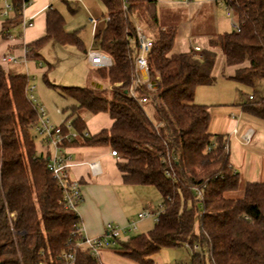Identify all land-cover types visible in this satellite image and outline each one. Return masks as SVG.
<instances>
[{"label": "trees", "instance_id": "1", "mask_svg": "<svg viewBox=\"0 0 264 264\" xmlns=\"http://www.w3.org/2000/svg\"><path fill=\"white\" fill-rule=\"evenodd\" d=\"M11 2L15 10L4 21L5 37L21 19L22 0ZM100 2L108 21L97 31L95 48L113 65L93 74L109 88H53L78 105L69 118L78 138L64 146L110 149L124 185L152 187L161 196L153 230L116 239L118 254L152 264L163 248L188 247L190 264H264V183H248L241 199L227 198L241 180L231 164L230 140L209 132V108L195 102L199 88L217 82L219 47L225 67L236 68L230 80L253 91L255 100H247L243 112L264 125V90H256L264 86V0H227L239 30L212 37L207 49L179 54H171L178 30L160 25L157 0ZM134 17L154 40L148 56L152 89L138 88L146 106L130 97L139 52ZM53 40L86 51L77 32L65 31L64 17L49 11L46 36L28 45L29 57L40 60L39 52ZM28 86L25 75L0 70V264H103L101 254L94 258L82 243L80 217L62 203L63 191L48 169L49 151L36 152L31 126L39 119ZM79 111L105 113L113 125L86 134ZM70 251L74 263L63 259Z\"/></svg>", "mask_w": 264, "mask_h": 264}, {"label": "crops", "instance_id": "2", "mask_svg": "<svg viewBox=\"0 0 264 264\" xmlns=\"http://www.w3.org/2000/svg\"><path fill=\"white\" fill-rule=\"evenodd\" d=\"M157 9L160 25L162 23L161 14L159 13L160 11L162 12L163 9H167V11L169 10V14H171V12L176 16H186V14H188V17H191L189 14L193 13H191L192 10L202 11L201 15L204 19H202V25L199 27L202 28L204 35L195 36L194 38L193 30L191 28V30H189L190 34L188 38L190 41L189 43H191L190 48L187 47L184 42L183 47L180 50L181 52L179 53H184L191 49L196 51L207 49L209 48L210 39L216 35H220L218 33V17L220 16L219 7L212 0L211 3L207 0H157ZM76 10L84 14L85 17L84 23H82L77 29L78 32L75 31L85 47V44L87 45V38L86 36L84 37L85 32H89L90 28H92L91 35L93 36V44L95 42L97 31L105 28V26H103V19L97 17L99 14L98 0H31L22 10L20 15L21 19L18 25L13 26L8 30L7 37L3 35L5 19L0 18V70H3L9 75H25L29 81L27 89L31 87L34 88L33 95L35 97L36 76L38 74H45L46 71L52 68L51 64H49V62L47 63L44 54L45 52L50 53L51 48L57 51L59 48L57 46L60 45L54 40L50 41L39 52L41 56L40 60H32L29 57L28 45L46 36L47 14L49 11L59 12L65 19V31L71 33L67 30L69 25L65 18V14L68 13L67 11L75 12ZM30 19L32 20L33 26L24 29L23 22L29 21ZM91 19H102V21L98 27H95L91 23ZM161 26L163 28H169L166 24ZM170 27H173V25ZM203 37H205V39ZM193 38L194 41H192ZM70 47L72 48V46ZM84 54L86 55L87 51H85ZM3 57H13L16 59V62L2 63ZM45 62L48 64V67L45 66ZM91 71L93 72L94 69L91 68ZM232 76L233 75H225L222 80H224V82H229V84H234L235 82L230 80V77ZM92 80L95 81L93 82V85L97 88L104 87V83L96 77ZM224 84L231 87V85H227V83ZM214 86L207 87L209 91H205L209 97H204V95H202V90L204 88L206 89V87L199 88L195 95V102L197 104L209 108L211 116L209 132L212 135H223L229 138L231 164L236 172H238V169H242L239 167L237 161L238 152H240L241 155H244L243 157L246 161L249 160L251 170L247 175V179H250L247 184L251 182L264 183V141H259L256 131L253 130V127L262 128L264 130V125L262 121L246 115L242 110L243 104H245L248 97L252 94H243V96L240 97V92L237 90L233 95L227 94L231 96L229 99V96L224 94L221 89L218 91V89H214L216 88ZM231 88L233 89V87ZM227 103H233V108L227 107ZM234 106L238 108L234 109ZM84 113L86 112L79 111L78 115L84 119ZM106 115L107 114L105 113H101L94 116L106 117ZM106 118H109V122L106 125L107 128L103 130H108L113 125V121L110 117L108 116ZM84 120L88 130L87 121L86 119ZM235 129L239 132L238 136L233 134ZM103 130H100L98 133ZM248 130H253V136L251 141L248 144H245L241 140V136ZM88 131L86 134H89ZM98 133L92 134V136L97 135ZM66 150L71 157L70 178L72 181L78 182L81 187L82 201L77 206L76 213L82 221V233L84 237L91 240L102 238L106 233L107 227H105V225L108 222L120 228L123 232H132L130 231V226L133 222L126 219L123 214V208L125 207L124 204L127 199L126 196L121 195L122 191H120L121 186L124 184L123 175L118 171L116 166L118 158L113 157L111 155L112 151L108 148L76 147L67 148ZM110 161L114 162L115 165H113V167L112 164H110ZM92 163H98V175H94L91 172L89 164ZM258 167L261 168V171H259ZM103 215L108 217V221L103 222L101 220ZM141 222L142 221H139L138 223ZM137 229L138 225L136 223V230ZM128 238L123 239L126 240Z\"/></svg>", "mask_w": 264, "mask_h": 264}, {"label": "rangeland", "instance_id": "3", "mask_svg": "<svg viewBox=\"0 0 264 264\" xmlns=\"http://www.w3.org/2000/svg\"><path fill=\"white\" fill-rule=\"evenodd\" d=\"M98 1H99V14L97 17L103 19L104 21L103 26L106 27L108 20V13L104 5L100 2V0ZM207 1L211 3V0H207ZM67 12L68 13L65 14V18L69 25L67 27V30L73 33L77 31V29L79 28V26L82 25V23H84L85 17L84 14L80 13L77 10L75 12L73 11H67ZM168 12L169 10L167 11V9H163L162 12L160 11L159 14H161L160 15L161 23H162L161 25L166 24L169 26V28L171 25H173V27L176 26V28H178L177 41L171 53V54H178L179 52H181L180 50L183 47L184 42L186 43L187 47L190 48L191 43H189L190 41L188 38L190 34L189 30H191V28L193 30L194 38L195 36L204 35V33L202 32V28H200L203 21L202 19H204V17L201 15L202 11L199 10L198 11L192 10L191 13L192 12L193 13L189 14L191 17H188V14H186V16H180V15L176 16L173 15L172 12L171 14H169ZM219 13L220 16L218 17L219 20L218 33L220 35H225L234 32L235 29L233 28L232 20L228 17L226 9L219 7ZM133 21L135 25H139L146 32V34L149 35V32L145 28L144 24H142L135 17L133 18ZM91 31L92 28H90L89 32H85L84 35V37L86 36L87 38L86 40L87 45L85 44L86 51H89L92 47L93 36L91 35ZM194 38L192 39V41H194ZM203 38L205 39V37ZM57 47H59L57 51L51 48L50 53L45 52L44 54L47 63L49 62L52 68L46 71L45 74H38L36 76L35 79L36 102L34 104L35 106L39 105L44 109L46 113V120L49 121L50 125L54 127H62L71 124L69 118L71 117L73 107H77L78 105L74 99L65 97L61 92L60 88L59 89L53 88V86L79 87L86 89H92L97 87L93 85V82L95 81L92 79L95 76L91 71L92 67L89 65V62L87 60V55H85L84 52L80 51L75 47L71 48L70 46H65L66 47L65 48L64 46L61 45ZM216 52L218 53V58L213 74L217 78V83L214 86L216 87L214 89H218V91H220L221 89V91L226 95L227 94L233 95L237 90H239L240 97L243 96V94L245 95V94L253 93L251 89L241 87L236 83L229 84V82H224V80H222V78H224L225 75L226 76L234 75L236 68L228 67V66L225 67V58L221 48L219 47L216 48ZM47 63L45 62L44 64L45 66L48 67ZM45 76L47 79H45ZM224 83H227V85H231L233 89L229 86H226ZM103 86L105 89L109 88L107 84H103ZM256 90L260 91L259 93H261L264 90L263 84L256 87ZM205 91H209L207 87L206 89L204 88L202 90V95H204V97L208 96L207 92ZM230 98L231 96H229V99ZM232 105L233 103L228 104L227 107L233 108ZM237 108L238 107H235L234 109ZM147 112L149 116L155 121L152 109L147 108ZM83 117L87 121L88 130H89L87 131L91 135L96 134L100 130L107 128L106 125L109 122L108 120L109 118H106L108 117L107 115L106 117L104 116L97 117L90 113H84ZM253 130L256 131L257 138L259 139V141H264V130L262 128L260 129L257 127H253ZM31 134L35 137L37 154L39 156L41 155L45 156L47 152L50 150V148L48 146L43 145L41 138L38 135H36L35 130H31ZM243 156L244 155H241L240 152H238L237 161L239 163V167L242 168V169H238V173L240 174V177L242 179L241 185L238 191L226 195L227 198L241 199L245 195L246 185L247 182H249L250 180L247 179L248 178L247 175L251 170V165H249V160L246 161ZM114 162L110 161L112 167L113 165H115ZM259 171H261V168H259ZM120 191H122L121 195L126 196L127 199L126 203L124 204L125 207L123 208V214L125 215V218L130 220L131 222H136L138 225L137 230H134L130 233L122 234L121 236L122 241H125L124 240L125 238L144 235L149 233L151 230H153L156 224V219L154 217L147 218L143 220L141 223H138L139 222L138 215L149 211H153L155 214H158L159 211H161L162 199L158 191L152 187H136V186L134 187V186H125V185L121 186ZM104 216L105 215H103L101 220L103 222L108 221V217L106 216L104 217ZM109 224L112 223L109 222L106 223L105 227H107ZM99 253L101 254V260H103L104 264H139L129 259L128 257L118 254V245L105 246L100 250ZM190 253H191V248L188 247H181V248L166 247L163 248L159 253L154 255L151 258V260L153 261L152 264H190Z\"/></svg>", "mask_w": 264, "mask_h": 264}, {"label": "built area", "instance_id": "4", "mask_svg": "<svg viewBox=\"0 0 264 264\" xmlns=\"http://www.w3.org/2000/svg\"><path fill=\"white\" fill-rule=\"evenodd\" d=\"M31 0H22L21 11L30 3ZM217 4L218 7L225 8L228 14V17L232 20L233 28L235 31L239 30V26L235 20L233 12L227 6V0H212ZM15 10V6L12 4L11 0H0V18L7 19L10 17ZM102 19H91L93 26L98 27ZM108 21V20H107ZM33 23L30 19L29 21L23 22V28L32 27ZM137 40L139 46L138 56L136 57V73L133 87L130 91V97L134 100H138L141 105L146 106L148 101L146 98L139 96L138 88L145 86L147 90L152 89V84L148 82L149 80V65H148V56L151 53L154 40L146 34V32L139 26L136 25ZM87 60L89 65L93 69L98 68H111L113 63L112 60L102 54L99 50L95 48V42L92 44V47L87 51ZM16 59L13 57H3L2 63H15ZM147 77V79L144 78ZM148 82V83H147ZM34 88H28L26 93L30 100L34 103L35 97L33 95ZM248 101L253 102L255 99L253 96H249ZM38 111V123L31 126V130H35L36 135H38L43 145L48 146L49 157H48V169L53 174V177L58 182V185L63 191V200L62 203L66 209L76 212L77 206L82 201L81 187L78 182H74L70 178V169H71V157L67 153V148L65 144H70L78 138V135L73 131L71 124L65 125L63 127H54L50 125L49 121L46 120V113L42 107L39 105L36 106ZM65 129V130H64ZM233 134L238 136L239 132L237 129L234 130ZM253 136V130H248L244 135L241 136V140L248 144ZM113 157H118L115 152H112ZM89 168L94 175L99 174V165L98 163L89 164ZM198 197L202 198V191L197 192ZM160 213V212H159ZM158 214H155L153 211L142 213L138 215V220L143 221L147 218H155L157 221ZM130 231L136 230V223L133 222L130 226ZM82 231V230H81ZM123 232L120 228L109 224L106 229L105 235L96 240H91L88 238H83L82 243L89 247L91 255L99 259L100 250L105 246L115 245L116 239H121ZM63 259L68 262H75V252L70 251L64 255Z\"/></svg>", "mask_w": 264, "mask_h": 264}, {"label": "water", "instance_id": "5", "mask_svg": "<svg viewBox=\"0 0 264 264\" xmlns=\"http://www.w3.org/2000/svg\"><path fill=\"white\" fill-rule=\"evenodd\" d=\"M145 79H147V77H145Z\"/></svg>", "mask_w": 264, "mask_h": 264}]
</instances>
